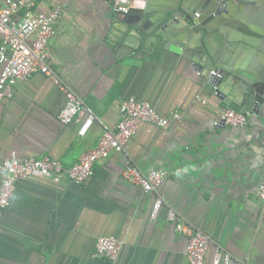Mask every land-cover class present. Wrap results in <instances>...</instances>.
Returning <instances> with one entry per match:
<instances>
[{
  "label": "crops",
  "instance_id": "obj_1",
  "mask_svg": "<svg viewBox=\"0 0 264 264\" xmlns=\"http://www.w3.org/2000/svg\"><path fill=\"white\" fill-rule=\"evenodd\" d=\"M134 1L127 15L115 13L112 0H39L20 11L18 19L60 9L45 64L106 127H116L128 98L150 104L169 122L162 128L139 123L124 152L97 161L84 184L17 182L0 223V264H188L187 238L175 232L169 211L207 237L204 264L218 253L228 254L229 264H264V203L258 197L264 184V103L246 126L216 127L229 107L190 60L169 51L158 60L134 58L122 50L120 21L153 7L151 0ZM250 12L249 24L264 31V9L255 5ZM250 55L241 65L258 66L264 74V60ZM64 103L43 74L17 81L12 97L0 101V163L42 157L65 168L78 163L103 130L95 121L81 137L78 124L62 125ZM127 163L167 177L145 192L122 179ZM158 199L163 204L152 219ZM101 236L122 242L112 262L94 259Z\"/></svg>",
  "mask_w": 264,
  "mask_h": 264
},
{
  "label": "built area",
  "instance_id": "obj_2",
  "mask_svg": "<svg viewBox=\"0 0 264 264\" xmlns=\"http://www.w3.org/2000/svg\"><path fill=\"white\" fill-rule=\"evenodd\" d=\"M39 0H4L0 9V101L11 98L17 81L28 79L34 73L45 75L62 93L65 103L58 115L62 125L78 124V135H86L92 124L97 121L102 126V135L97 145L84 153L78 163L65 168L61 162L49 157L8 159L0 163V223L5 210L9 207L15 192L16 183L36 178L54 183L68 180L76 185L88 182L94 174V164L108 158L113 153H122L135 136L141 122L165 127L169 118L160 115L148 103L134 98L124 99L119 107L120 120L114 129H109L96 117L75 94L73 89L63 83L60 77L45 64L49 40L55 35V26L60 18L59 8L49 13L26 14L18 19L21 10L30 11ZM134 0H112L115 13L127 15L136 6ZM34 36L30 44L27 40ZM172 118L178 119L173 114ZM244 127L247 117L228 108L224 110L215 126ZM122 179L145 192L155 191L166 179L167 173L152 170L143 174L136 166L127 163L121 172ZM258 197L264 203V184L258 189ZM157 200L151 212L155 219L162 206ZM168 219L174 223L175 232L187 238L186 259L188 264H204L208 239L200 231L187 225L173 211ZM122 242L113 236L97 238L94 249L95 260L114 261L121 249ZM228 254L218 253L211 264H229ZM95 264V263H91Z\"/></svg>",
  "mask_w": 264,
  "mask_h": 264
},
{
  "label": "water",
  "instance_id": "obj_3",
  "mask_svg": "<svg viewBox=\"0 0 264 264\" xmlns=\"http://www.w3.org/2000/svg\"><path fill=\"white\" fill-rule=\"evenodd\" d=\"M138 16L120 21L127 55L158 60L165 51L194 64L225 105L247 118L264 103V74L245 68L244 56L264 60V31L249 24L254 0H151ZM250 52V54H249ZM261 66V64H260ZM225 128V125H220Z\"/></svg>",
  "mask_w": 264,
  "mask_h": 264
}]
</instances>
